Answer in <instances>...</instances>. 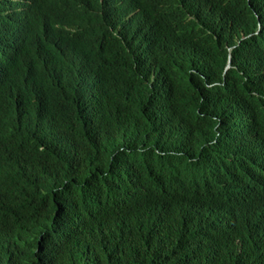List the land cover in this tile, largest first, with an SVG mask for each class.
Instances as JSON below:
<instances>
[{
    "label": "trees",
    "instance_id": "trees-1",
    "mask_svg": "<svg viewBox=\"0 0 264 264\" xmlns=\"http://www.w3.org/2000/svg\"><path fill=\"white\" fill-rule=\"evenodd\" d=\"M0 264H264V0H0Z\"/></svg>",
    "mask_w": 264,
    "mask_h": 264
},
{
    "label": "water",
    "instance_id": "water-1",
    "mask_svg": "<svg viewBox=\"0 0 264 264\" xmlns=\"http://www.w3.org/2000/svg\"><path fill=\"white\" fill-rule=\"evenodd\" d=\"M230 68V65L228 66V69Z\"/></svg>",
    "mask_w": 264,
    "mask_h": 264
}]
</instances>
